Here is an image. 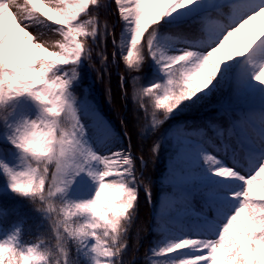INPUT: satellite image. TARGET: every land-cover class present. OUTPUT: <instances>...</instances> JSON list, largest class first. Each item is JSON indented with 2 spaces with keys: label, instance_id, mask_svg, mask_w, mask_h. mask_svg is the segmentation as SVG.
I'll return each instance as SVG.
<instances>
[{
  "label": "snow or ice",
  "instance_id": "6c2138e0",
  "mask_svg": "<svg viewBox=\"0 0 264 264\" xmlns=\"http://www.w3.org/2000/svg\"><path fill=\"white\" fill-rule=\"evenodd\" d=\"M48 11L36 6V0H0V104L14 97L30 95L43 106V116L25 122L8 139L27 156L28 167L14 171L3 165L12 191L38 202L40 210L53 219L52 228L57 236L56 250L42 248L41 244L25 247L18 236L0 241V264H68L69 238L83 244L94 240L93 252L96 264H121L120 255L128 232L127 225L134 220L136 202L139 199L141 179L135 170L136 158L132 153L129 137L127 151L101 157L84 142L87 128L76 106L77 98L72 85L79 77L77 67L82 59L91 60L92 51L87 45L88 37H97L101 29L91 17L89 5L99 7L98 0H40ZM199 0H115L124 25L132 32L124 60L129 68L139 71L145 61V48L151 58L166 61L164 70L168 73L167 84H154L138 89L137 97L142 101L147 96L153 100L152 124L163 125L171 114L185 101L208 89L216 79L225 61L248 57L253 66V80L264 88V38L254 37L245 53L242 40L231 41L241 30L258 17L264 16V0H238L233 7L231 19L224 24H214L210 29L207 50L198 52L185 49L178 55L166 56L154 47L156 27L160 21L173 13L189 8ZM15 9V12H13ZM49 12L52 15H49ZM11 17L5 29L3 21ZM37 25L45 31H29ZM51 25L59 38L49 42L47 30ZM149 27L151 31H148ZM19 32L18 40L14 35ZM147 32V38L141 44ZM115 42V41H113ZM223 51L225 59L217 58ZM124 77H121L123 88ZM247 81V75H242ZM143 106V105H141ZM157 110H162L157 117ZM242 130L252 131L264 141V113L254 115L240 125ZM183 133L185 147L173 162L171 176L186 181L196 179L193 169L198 167L197 151L188 147L198 131ZM223 139L234 137L236 130L218 132ZM160 144L156 143L158 152ZM204 164L214 176L222 180L243 182V189L230 195L238 206L225 223L219 226L218 238L185 237L172 241L159 249L156 257H171V254L187 250L181 259L171 264H264V193L257 191V182L264 187V159L249 175H241L235 168L221 165L216 155L200 153ZM99 161L102 170L89 171L98 181L94 198L65 201L67 189L76 175L88 170L93 162ZM182 161V163H181ZM143 163V160H141ZM111 190L115 199L106 198L105 190ZM149 202L152 193L145 189ZM189 194L179 199L169 198V206L186 203ZM59 202L57 206L56 202ZM227 213L224 206L222 215ZM154 264H166L157 261Z\"/></svg>",
  "mask_w": 264,
  "mask_h": 264
},
{
  "label": "trees",
  "instance_id": "16d2710c",
  "mask_svg": "<svg viewBox=\"0 0 264 264\" xmlns=\"http://www.w3.org/2000/svg\"><path fill=\"white\" fill-rule=\"evenodd\" d=\"M238 0H199L195 12L185 18L170 20L163 18L156 27L154 47L162 50L172 40H187L197 42L209 34V27L214 24L227 23L233 15V5ZM99 7L89 5L92 16L82 19H94L98 22L101 33L97 37H88L87 45L91 48V60L82 59L77 67L80 74V83L72 86L78 97H87L93 101L98 110L109 121L114 131L122 134L129 145L132 143V153L136 158L135 170L138 179H141L139 199L136 202L134 220L127 225L128 232L124 240V248L120 255L121 264H154L164 261L171 264L185 254H171V257H156L158 245L162 242L161 228L153 222V209L158 204L159 195L171 189L166 179L167 164L175 153L177 143L167 136L169 130L183 127L185 129L205 130L213 141L221 144L230 143L234 149L243 147L244 142L240 137L239 123L250 109L248 106L264 99V88H259L256 93H249L236 81L235 77L242 74L246 58L225 61L213 84L191 100L185 101L165 121L163 125L154 127L152 124L153 100L137 97L140 88L151 87L154 84H167L168 73L164 65L151 58L145 48V61L139 71L129 68L124 60L131 39H126V24L119 21L115 11L114 1L98 0ZM49 15L52 13L49 12ZM148 31H151L149 27ZM147 38V32L141 44ZM242 40L245 53L248 51L252 39L244 28L241 33L230 38L231 41ZM115 41V42H113ZM222 61L225 54L222 51ZM121 77H124L123 88ZM143 105V106H141ZM162 110H157V117ZM219 128L235 129L234 137L221 138L216 132ZM156 143L160 144L158 152ZM5 146V143L0 142ZM143 160V163H141ZM0 173V184L6 179ZM152 193L149 202L145 189ZM59 204V202H56ZM198 210L203 208L195 206ZM205 213V212H203ZM186 214H195L186 210ZM49 214L40 210L38 202L30 198L13 193H0V228L2 231H15L20 227L19 242L25 247L42 244V248L56 250L57 236L52 228ZM194 219H197L195 216ZM68 264H91L88 259L87 249H83L79 241L69 238ZM49 260L55 264V260ZM43 264V262H41Z\"/></svg>",
  "mask_w": 264,
  "mask_h": 264
},
{
  "label": "rangeland",
  "instance_id": "374dc122",
  "mask_svg": "<svg viewBox=\"0 0 264 264\" xmlns=\"http://www.w3.org/2000/svg\"><path fill=\"white\" fill-rule=\"evenodd\" d=\"M113 1L115 3V0H111V3ZM201 1L203 2L205 0ZM36 6L41 8L42 11H48L40 0H36ZM114 8L119 21H121L122 18L120 17L116 3ZM195 9L196 5L194 4L189 8L177 11L166 18L170 20L182 19L193 14ZM13 12H15V9H13ZM10 23L11 17L6 16L3 21V27L7 29ZM56 27V25H51L50 29L47 30L50 43H55L59 38L52 31V29H55ZM211 27L209 28V35L204 40L196 43L185 40H172L161 50V52L166 56H172L180 54L185 49H192L198 52L206 51ZM245 29L252 40L257 36L264 38V16L258 17L249 25H246ZM37 30L45 31V29L39 25L35 28L29 29V31H32L33 33ZM124 36L126 39H132V32L127 26ZM18 38L19 32L17 30V33L14 35V40H18ZM221 53L222 51L216 53L217 58H221ZM247 60L248 58H246L244 64V71L242 74L235 77V79L245 91L256 93L260 86H258L253 80L252 74L254 68L247 62ZM160 64L165 66L166 61L162 60L160 61ZM243 74L247 75L246 82L242 81ZM261 79L264 80V77ZM77 83H80V74L78 79L74 81L73 85ZM72 92L77 98H79L76 106L79 108L81 118L87 128V135L84 138L86 146L101 157L116 152L127 151L128 144L125 141V138L122 134H118L113 130L107 119L99 112L95 103L87 97H78L73 90ZM257 106H261L262 111ZM248 108L251 110L241 119V123L250 120L254 115L264 113V99L255 102L253 105L248 106ZM43 114V106L40 102L27 94L14 97L3 104H0V142L6 144L5 146L0 145L1 174H4L3 165H7L14 171H24L27 169L28 158L26 154L18 149L8 137L15 135L16 129L22 127L25 122L36 120L42 117ZM181 129L188 132L198 131L201 133L200 137H194L188 143L189 148L197 151L198 167L193 169L196 179L194 181H186L185 183H183V178L179 176H171L173 162L185 147L184 142L182 141L183 133L180 131ZM239 131L240 137L246 144L243 161H239L235 156L233 157L232 147L229 144L221 146L218 143L213 142L211 138L205 135L204 129L187 130L183 127H178L168 131L167 136L172 139L173 143H177V146L174 155L167 164L166 170V179L170 183L171 189L159 195L158 204L152 213L153 222H155L162 231L164 230L162 232V242L158 245L159 249L168 246L172 241H178L185 237L208 239L218 238L220 231L219 226L226 222L228 216L233 214L238 206V202L234 201L230 194L234 191L242 190L244 185L243 182L238 180H222L220 177H218L217 180L212 171L204 164L200 153L207 152L208 154L216 155L221 161L222 166L226 165L229 168H235L241 175L246 176L251 174L257 166V162L264 159V141L259 140L252 131L242 130L240 126ZM102 167V164L99 161H96L88 166V170L76 175L74 182L67 189V194L63 199L65 201L79 202L94 198L95 192L98 190V181H96L93 176L89 175V171L98 173L102 170ZM256 187L257 191L264 193V187H260L259 182ZM0 193L17 194L13 192L9 186L8 178L0 184ZM181 194H189L190 199L186 203L178 202L174 206H169V198L178 200ZM103 195L106 198L115 199L111 190L106 189ZM194 202H200L203 210H205L208 215L202 220H200L202 216L193 215L192 218L196 216L198 220L191 219V222H189L187 219H190L191 215L186 214V210L188 209L187 205H194ZM225 205H227V213L222 215L221 212ZM57 206H59V204H57ZM19 229L20 227H16L15 231L12 232L0 231V241L7 240L13 235L19 237ZM93 246L94 240L91 239L81 244L83 249H87L88 259L91 264H96L97 257L92 250ZM182 251L185 254L187 252V250Z\"/></svg>",
  "mask_w": 264,
  "mask_h": 264
},
{
  "label": "bare ground",
  "instance_id": "6f19581e",
  "mask_svg": "<svg viewBox=\"0 0 264 264\" xmlns=\"http://www.w3.org/2000/svg\"><path fill=\"white\" fill-rule=\"evenodd\" d=\"M218 178V176H216V179ZM218 180V179H217Z\"/></svg>",
  "mask_w": 264,
  "mask_h": 264
}]
</instances>
